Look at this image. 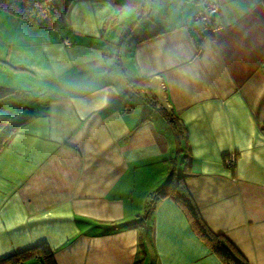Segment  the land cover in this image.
I'll return each instance as SVG.
<instances>
[{
    "label": "crops",
    "instance_id": "0c3cea01",
    "mask_svg": "<svg viewBox=\"0 0 264 264\" xmlns=\"http://www.w3.org/2000/svg\"><path fill=\"white\" fill-rule=\"evenodd\" d=\"M125 1L70 0L53 29L0 8L13 90L0 99V260L43 243L53 264H225L170 197L140 226L173 171L207 228L264 264V0ZM208 2L221 28L205 36L194 15ZM140 79L174 126L128 86Z\"/></svg>",
    "mask_w": 264,
    "mask_h": 264
},
{
    "label": "trees",
    "instance_id": "16d2710c",
    "mask_svg": "<svg viewBox=\"0 0 264 264\" xmlns=\"http://www.w3.org/2000/svg\"><path fill=\"white\" fill-rule=\"evenodd\" d=\"M129 3H134V0H126L123 2V4ZM0 8L35 26L53 29L63 23V16L60 14L54 0H0ZM160 33L161 30L155 29L148 37L155 36ZM126 35V31L122 32L117 42L121 43ZM136 85L143 86L145 100L149 103V105L151 103L154 104L152 96H150L146 90L145 79L128 83L129 87H135ZM12 91L13 90L10 88L0 86V99L11 95L8 93H11ZM152 104L150 107L153 108V110H155V112H157L158 115L164 119V121L170 122L173 126L176 124V119L171 111L166 110L165 107L159 104L158 107H155V105ZM176 133H179V131H176ZM167 197L172 198L176 203L182 206L199 237L209 247H211V249L225 264H246L243 258L235 253L233 246L224 237H222L221 234H214L207 228L195 208L193 201L185 191L182 183V177L176 176L173 171L168 174L161 185L150 193L147 201V210L140 219V223L144 221V218H148L152 214L158 201ZM144 224L145 222L141 223L140 226H144ZM25 254H36L35 257L41 264H53L51 253L43 243L18 252L15 256H13L14 258L2 259L0 260V264H10L13 261L23 258ZM38 254H40V256L37 257Z\"/></svg>",
    "mask_w": 264,
    "mask_h": 264
},
{
    "label": "built area",
    "instance_id": "2783aa9c",
    "mask_svg": "<svg viewBox=\"0 0 264 264\" xmlns=\"http://www.w3.org/2000/svg\"><path fill=\"white\" fill-rule=\"evenodd\" d=\"M218 12V4L216 3H203L200 10L194 15V20L201 25L204 35L208 36L217 32L220 28V24H215L212 21V16ZM64 44H68L67 41H63ZM235 156L234 154L228 155L224 163L231 167L234 165Z\"/></svg>",
    "mask_w": 264,
    "mask_h": 264
},
{
    "label": "rangeland",
    "instance_id": "374dc122",
    "mask_svg": "<svg viewBox=\"0 0 264 264\" xmlns=\"http://www.w3.org/2000/svg\"><path fill=\"white\" fill-rule=\"evenodd\" d=\"M68 1H70V0H55V2H56V4H57V7H58V9H59L60 11L62 10V6H63V5H66V3H67ZM141 101L144 102L142 99L140 100V102H141ZM158 103H159V101H158ZM150 109H151V107H150V105L148 104V105H147V110H149L150 113L152 112V114L154 113V115H152V117L155 116V119H156V118H160L157 112L153 111V109H151V110H150ZM156 124H157L156 128H157L158 130H163V132L166 133L167 138L172 139V137H170V135H171L170 130H169L167 127H165V125H164L160 120H158V122H157ZM168 134H169V135H168Z\"/></svg>",
    "mask_w": 264,
    "mask_h": 264
},
{
    "label": "bare ground",
    "instance_id": "6f19581e",
    "mask_svg": "<svg viewBox=\"0 0 264 264\" xmlns=\"http://www.w3.org/2000/svg\"><path fill=\"white\" fill-rule=\"evenodd\" d=\"M209 3V2H208ZM210 3H212V2H210Z\"/></svg>",
    "mask_w": 264,
    "mask_h": 264
}]
</instances>
